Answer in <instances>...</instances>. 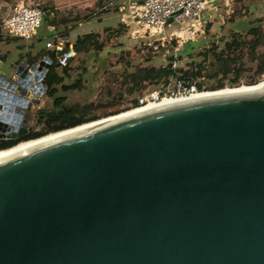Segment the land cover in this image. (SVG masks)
<instances>
[{"label":"water","instance_id":"obj_1","mask_svg":"<svg viewBox=\"0 0 264 264\" xmlns=\"http://www.w3.org/2000/svg\"><path fill=\"white\" fill-rule=\"evenodd\" d=\"M28 115L0 139L23 135ZM0 264H264V89L175 103L1 160Z\"/></svg>","mask_w":264,"mask_h":264},{"label":"rangeland","instance_id":"obj_2","mask_svg":"<svg viewBox=\"0 0 264 264\" xmlns=\"http://www.w3.org/2000/svg\"><path fill=\"white\" fill-rule=\"evenodd\" d=\"M116 1L94 0L91 5L78 7L59 5L54 0H0V75L8 81L15 79L17 67L25 61L29 63L27 51H31V57L37 49L42 48V43L35 38H12L3 31V19L18 4L23 3L38 4L40 7L47 5L52 7V17L66 19L65 22L58 21L56 29L63 32L62 35L71 45L76 42L77 30L74 29L78 24L83 23L85 33L81 36L89 32L96 34L86 48L76 51L75 63L67 73H62L57 68L62 78L54 87L55 96H65L68 104L88 106V114L97 118L132 109L134 100L146 97L153 90L163 93L174 86L172 77L167 85L162 81L152 80L144 82L141 87H134L127 75L142 67L166 66L171 61L174 67L191 68L192 65L200 64L202 76L196 77L194 82L201 84L203 91H210L208 89L218 83L231 88L264 81L256 71L255 61L256 56L264 53V46H254L255 37L248 35L246 31L253 26L264 30V0H216L213 5L208 6L205 14L207 18L201 20V26H197L199 28L194 33H191L186 22L175 23L168 27V41L166 38L153 39L148 33L136 34L132 21L131 26H126ZM138 1L140 0H127V4ZM131 14L134 15V10ZM87 21L91 22L84 24ZM45 29L46 24L42 21L40 30ZM230 31L236 33V41L241 43L240 46L232 45L228 48L224 41H219V37L224 35L227 36L225 41L230 42ZM177 41L183 42V45L168 52L169 48L177 47ZM210 47L213 52L209 50ZM219 54L224 58L237 59L229 65L231 71L226 75L221 73L222 68L217 59ZM40 60L41 58L36 63ZM76 79L81 81L79 89L67 92L60 89L62 83L70 84ZM52 100L53 97H49L46 91L43 92L39 102L33 103L29 110L26 109L29 114L28 122L32 124L35 121L37 110L50 108ZM43 125V122L38 124L36 129Z\"/></svg>","mask_w":264,"mask_h":264},{"label":"built area","instance_id":"obj_3","mask_svg":"<svg viewBox=\"0 0 264 264\" xmlns=\"http://www.w3.org/2000/svg\"><path fill=\"white\" fill-rule=\"evenodd\" d=\"M207 0H142L132 15L133 30L138 35L148 33L153 39H165L169 32L168 27L179 22H186L191 33L201 26V16L206 6ZM43 10L40 5L18 4V6L3 19V31L6 36L18 37L22 39H32L42 23ZM169 19H171L169 21ZM49 37L46 39L45 47L56 52V59L59 67L66 69L72 68L75 63L76 50L64 38L61 32L48 29ZM172 40V39H171ZM168 41V40H167ZM170 41V40H169ZM68 45L66 46V44ZM177 47L169 48L167 51L172 52L183 42L177 41ZM48 58V57H47ZM49 59V58H48ZM50 60V59H49ZM35 65L34 68H31ZM38 62L34 64H20L15 71V79L9 81L0 75V129L5 135L11 131H18L23 124L27 106L38 103L39 98L45 92L46 85L43 83L45 73L43 68H38ZM38 72L39 90L35 89L32 84L27 85L25 79ZM37 74V75H38ZM261 79H264L262 77ZM45 85V86H44ZM5 91L11 103L5 99ZM203 91V90H200ZM193 83L183 80H176L172 89L161 93L159 90H153L146 97L138 99L139 105L149 101H159L165 97H186L200 92ZM9 93V94H8ZM16 100V102H15ZM26 126H31L28 122ZM9 140L8 138H5Z\"/></svg>","mask_w":264,"mask_h":264},{"label":"trees","instance_id":"obj_4","mask_svg":"<svg viewBox=\"0 0 264 264\" xmlns=\"http://www.w3.org/2000/svg\"><path fill=\"white\" fill-rule=\"evenodd\" d=\"M41 9L43 10V13L45 15L42 21L45 22L46 29L44 31H41L39 27L33 39L35 38L38 42H41L42 48L37 49L36 53L31 57H30V52H31L30 50L27 51L26 55L29 56V58L27 59L29 64H34L36 63L38 59L40 58L42 59L45 56L50 59L51 63H50V66L47 72L45 73V76L43 78V83L46 85V89H47L46 94L49 97H53V100H52L53 108L56 111L57 110L59 111H57L56 116L54 115L48 116L43 121L44 123L43 127L38 129L33 134L19 135V136H16V138L11 139V140H5V141L0 140V149L13 145L16 142L21 141V140H25L29 138H36V137L45 135L47 133L59 131L65 128L73 127L75 125H79L81 123L97 119L95 115L88 114V112L90 111L88 106L79 107L78 104L76 103L68 104L67 102H65V96H55L56 87H54V85L55 84L57 85L60 83L62 76L57 70L59 65L56 59V52L54 50L47 49L44 46V41L46 38L49 37L48 29L53 28V30L57 31L56 28H57L58 21L65 22L66 19L58 20L52 17V12H53L52 7H49L47 5L42 6ZM246 31L248 35L255 37V40L253 43L254 46H261V45L264 46V30H260L257 26H253V27H248ZM230 33H229V36L231 35V38H232L230 42L225 41L226 40L225 38L227 36H224V35L219 37V41H224L225 42L224 44L228 48L232 47V45L234 47L240 46L241 43H238L236 41V33L234 31H230ZM95 35L96 34L89 32L82 36H79L77 37L75 44H73L72 46L74 47L76 51H80L88 46V44L91 42L92 38H94ZM12 38H18V37H12ZM67 45L68 43L66 44V46ZM183 50H184V47L180 51L181 55L183 54L182 52ZM209 50L213 52L212 47H210ZM217 59L219 61V65L222 68L221 73H223V75L228 74L231 71L229 65L237 61L235 57L224 58L220 56V54L217 55ZM255 61H256L257 73L261 75L262 77H264V53L256 56ZM171 62L168 63L166 66H161V67H154V66L142 67L135 72L129 73L127 76L129 78V81L132 82L134 87H141L144 84V82L152 81V80L162 81L164 85H167L169 83V79L173 77L174 84L176 80H183L185 82L195 84L199 91L203 90L201 84L199 83L197 84L194 82V79L196 77L202 76L201 75L202 65L198 64L194 66L192 65L191 68H184V67H174ZM196 67H199V68L194 69ZM59 68L61 69L62 73L68 72V69H66L65 67H59ZM80 82L81 81L79 79H76L73 83H70V84L62 83L60 85V89L66 92L69 90L79 89V87H81ZM247 85H250V84H247ZM220 88H225V87H223V84L218 83L217 85L211 87V89H208V90H215V89H220ZM135 106L136 107L139 106L138 100H134L133 107Z\"/></svg>","mask_w":264,"mask_h":264},{"label":"bare ground","instance_id":"obj_5","mask_svg":"<svg viewBox=\"0 0 264 264\" xmlns=\"http://www.w3.org/2000/svg\"><path fill=\"white\" fill-rule=\"evenodd\" d=\"M37 74L38 72H36L33 75L28 76L25 79V83L27 85L32 84V86H34L35 89L39 90L40 85H39L38 79H39L40 74L38 75ZM263 89H264V81L263 82L261 81V82L250 84V85H240L237 87H231V88L226 87V88H222L218 90L200 91L198 93H195V94H192L186 97H165V98L160 99L158 102L149 101L137 107H132V109L121 111L120 113L115 114V115L102 117L95 121L84 123L82 125H78L73 128L64 129L58 132L48 133L37 139L20 142L9 149L0 150V161L10 158L12 156L18 155L20 153L26 152L33 148L39 147L41 145L47 144L49 142L67 137V136H71V135H74L80 132L95 129V128L101 127L103 125H106V124H109V123H112V122H115L121 119L140 115V114H143V113H146V112H149V111L161 108V107H166V106H169L175 103L195 100V99H201V98H206V97L224 96V95H231V94H237V93H250L253 91H261ZM2 92L4 93V96L6 99L7 93L5 91H2ZM0 95L2 96L3 94H0ZM6 101L9 104L11 103L8 96H7Z\"/></svg>","mask_w":264,"mask_h":264},{"label":"crops","instance_id":"obj_6","mask_svg":"<svg viewBox=\"0 0 264 264\" xmlns=\"http://www.w3.org/2000/svg\"><path fill=\"white\" fill-rule=\"evenodd\" d=\"M57 4L59 5H65V6H68V5H76L78 7H83L85 5H91L92 3H94V0H54ZM142 0L134 3V4H127V0H117V6H118V10L119 12L121 13V15L123 16V19H125V22H126V26L130 25L131 26V19H132V10H135L137 8H139V4L141 3ZM214 2H216V0H207L206 1V6H205V9L203 11V14L201 16V20H204V18H207L206 17V11H207V8L208 6L210 5H213ZM93 21V20H91ZM91 21H87V22H84V24H89ZM83 23L81 24H78L77 28H75L74 30H77V32H75V36L79 37L81 36V34L85 33L84 32V28L82 27ZM129 28V27H128ZM62 33V32H61ZM63 34V33H62Z\"/></svg>","mask_w":264,"mask_h":264},{"label":"flooded vegetation","instance_id":"obj_7","mask_svg":"<svg viewBox=\"0 0 264 264\" xmlns=\"http://www.w3.org/2000/svg\"><path fill=\"white\" fill-rule=\"evenodd\" d=\"M52 109H54L53 105L48 109L41 108V109L37 110L36 114H35L36 115L35 121L31 124V126H29V129H27V131L23 135H30V134L35 133L38 130V129H36L38 124L42 123L48 116H50V115H46V112L49 110H52ZM40 110H43V111H40ZM28 117H29V115H28ZM0 140L5 141L6 139H0Z\"/></svg>","mask_w":264,"mask_h":264}]
</instances>
